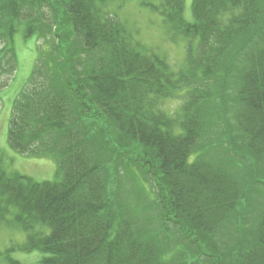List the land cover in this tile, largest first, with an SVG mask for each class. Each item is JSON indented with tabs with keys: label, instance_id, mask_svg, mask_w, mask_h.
<instances>
[{
	"label": "trees",
	"instance_id": "obj_1",
	"mask_svg": "<svg viewBox=\"0 0 264 264\" xmlns=\"http://www.w3.org/2000/svg\"><path fill=\"white\" fill-rule=\"evenodd\" d=\"M112 1L0 0V89L18 69L10 32L23 23L26 37L41 38L35 24L48 12L57 15L54 24L45 22L55 25L53 57L48 61L40 46L31 78L13 101L8 144L29 158H53L59 178L37 182L8 172L0 149V226L25 236L0 260L23 264L12 257L17 252L40 253L34 264H168L176 257L164 250L156 229L115 201L123 173L104 164L101 132L114 164L124 158L149 176L157 221L163 229L172 224L199 259L264 264V216L251 243L240 241L224 263L199 238L216 233L247 204L232 172L203 158L207 120L218 105L230 104L236 122L238 142L229 141L228 152L264 165V0H193L192 23L185 0H134L160 16L167 41L184 44L176 69L126 28ZM34 14L42 21L34 24ZM229 70L235 96L219 92L218 79L228 78ZM166 100L180 101L176 115L165 111ZM101 123L109 132H96ZM111 133L129 145L114 142Z\"/></svg>",
	"mask_w": 264,
	"mask_h": 264
},
{
	"label": "rangeland",
	"instance_id": "obj_2",
	"mask_svg": "<svg viewBox=\"0 0 264 264\" xmlns=\"http://www.w3.org/2000/svg\"><path fill=\"white\" fill-rule=\"evenodd\" d=\"M192 5L193 0H185V18L191 23L194 21ZM28 7L31 6L29 5ZM110 9L118 13L119 18L126 28L136 33L137 39L147 49L165 57L174 69L182 65L184 60V44L178 42L170 43L167 41L159 15L140 6L134 0H114L111 3ZM48 13L46 21L52 22L53 20L54 24L57 15L53 14V11ZM36 14H34L36 18H33L34 24L37 20H40V16L37 18ZM43 20L44 24L40 22L35 24L41 27V38H37L36 36L26 37L23 23H18L20 25L17 27V31L10 32L9 41L17 56L18 69L8 87L0 89V149L3 153L5 168L8 172L19 173L37 182L59 180L56 175L57 164L55 160L53 158H29L13 151L8 144V130L13 101L26 88L31 78L37 63L40 46L43 45V49H47L46 56L48 61L53 57L50 54L52 53L50 44H55V41H53L54 38L52 37L53 33L51 36L52 29L54 30L53 27L55 25L53 27L51 26L52 29H50L47 26L48 24L45 23V17ZM233 75L234 71L229 70L228 78L224 80L221 78L218 79L219 92H226L230 96H235L236 87L234 85L235 77ZM179 102V100H166L163 104L165 111L176 115L179 109L178 106H180ZM218 103L220 102L218 101ZM218 103H213L208 106V110H211V106ZM230 106L228 104V107L224 108V110L219 105L215 108L216 110L214 111L217 113L207 120L210 123L208 126L209 130L205 134L201 145V147L204 145L203 149L207 150L204 151L203 158L213 164H221L225 169L232 172L235 179L237 178L239 181L242 190H245L242 194H245L243 195V199H245L247 204L245 206L243 204L241 205L244 208L246 207V210L244 211L239 207V210L216 233L208 236L205 235L206 237L199 236L200 239L204 240V242L201 240V244L205 247V251H209L219 257L223 263L232 258L231 252L237 249L240 241H245L244 244H247V246L251 243L257 231L256 228L264 216V185L255 183V180H264L263 162L253 160L254 164L252 165L248 163V161L250 162L249 158L251 160L253 159L252 156L245 154L249 156L245 161L235 158L237 156L235 153L228 152V142L232 141L233 146L238 142L236 140L237 132L235 131L236 122ZM99 126L97 125L95 127L97 133L98 130L103 129L108 131L102 123L101 128ZM100 133H98L99 138L97 140L102 143H100V151L102 152L101 158L104 164L108 166L118 165L123 173L120 179L121 181H119L117 186L115 201L127 214L139 219L141 222H145L147 229H156V234L164 244V250L175 252L176 254V257L169 256V259H167L168 264H213V260L204 256H201L199 259V252L196 247L194 245H192L193 247L189 246L190 244L182 240L181 235L176 230H171L170 228L173 227L172 224H170L169 229H166V227L163 229L164 226L162 223L160 224L157 221V208L154 209L155 204H157V194L156 188L150 184L151 179L149 176L147 177L143 174L139 165H133L132 162L128 161L126 163L124 158H121V160L118 158L116 164H114L116 157L109 151L105 144L106 142L102 140L103 134ZM113 136L114 142L125 141L123 138ZM124 144L129 145L128 141H125ZM126 166H131L128 172H125L123 169ZM165 229L169 231L167 232ZM24 241L25 236L20 229L14 228L8 230L7 227L0 226V253H3L11 244H22ZM185 247L188 248L185 249ZM183 250H185L187 257L190 259L181 256L180 252ZM12 257L21 261L23 264H34L41 258V255L40 253L25 255L17 252L13 253ZM0 264L6 263L0 260Z\"/></svg>",
	"mask_w": 264,
	"mask_h": 264
}]
</instances>
